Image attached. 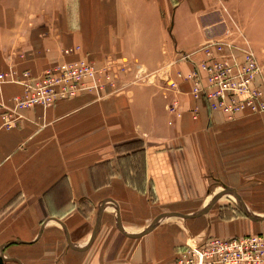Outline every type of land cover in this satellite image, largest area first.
Masks as SVG:
<instances>
[{
  "label": "crops",
  "instance_id": "0c3cea01",
  "mask_svg": "<svg viewBox=\"0 0 264 264\" xmlns=\"http://www.w3.org/2000/svg\"><path fill=\"white\" fill-rule=\"evenodd\" d=\"M206 6L0 0V73L38 75L78 44L123 85L22 108L12 128L0 114V264H172L210 237L264 235V112L229 120L179 76L213 39ZM23 90L2 82L0 101Z\"/></svg>",
  "mask_w": 264,
  "mask_h": 264
},
{
  "label": "built area",
  "instance_id": "2783aa9c",
  "mask_svg": "<svg viewBox=\"0 0 264 264\" xmlns=\"http://www.w3.org/2000/svg\"><path fill=\"white\" fill-rule=\"evenodd\" d=\"M231 33L206 41L197 51L205 57L194 64L185 78L193 81L192 92L204 97L212 110L222 111L229 120L251 113L264 112V57L254 49L248 37ZM81 54L76 60H63L34 75L15 69L0 73L2 82L24 86L22 94L12 97L13 106L0 101L3 126L16 127L21 119L19 110L36 104L50 106L59 99L93 91L97 96L120 92L123 85L115 62L98 66L82 51L81 45L64 49V55ZM121 68L136 66L119 59ZM117 67V68H119ZM179 76L183 77L182 73ZM171 87L176 82H171ZM172 264H264V235L210 237L197 245H188Z\"/></svg>",
  "mask_w": 264,
  "mask_h": 264
},
{
  "label": "rangeland",
  "instance_id": "374dc122",
  "mask_svg": "<svg viewBox=\"0 0 264 264\" xmlns=\"http://www.w3.org/2000/svg\"><path fill=\"white\" fill-rule=\"evenodd\" d=\"M206 5L205 21L216 25L210 38H220L229 33L235 37L242 34L255 48L264 45V0H206ZM65 48L61 49L62 54ZM25 56L22 55L23 59Z\"/></svg>",
  "mask_w": 264,
  "mask_h": 264
},
{
  "label": "water",
  "instance_id": "95a60500",
  "mask_svg": "<svg viewBox=\"0 0 264 264\" xmlns=\"http://www.w3.org/2000/svg\"><path fill=\"white\" fill-rule=\"evenodd\" d=\"M218 197H219V196H218ZM218 197H216V199H217ZM162 215H163V214H162ZM162 215H160V216H162ZM154 224H155V223H153L152 225H150V227L147 229V231H149V230L153 229V227H154Z\"/></svg>",
  "mask_w": 264,
  "mask_h": 264
}]
</instances>
